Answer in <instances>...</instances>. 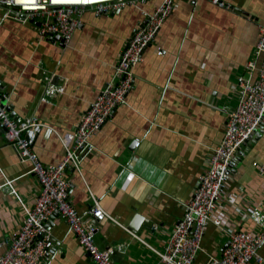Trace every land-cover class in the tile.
Wrapping results in <instances>:
<instances>
[{
	"label": "crops",
	"instance_id": "0c3cea01",
	"mask_svg": "<svg viewBox=\"0 0 264 264\" xmlns=\"http://www.w3.org/2000/svg\"><path fill=\"white\" fill-rule=\"evenodd\" d=\"M223 1L228 7L212 0L178 3L144 50L126 103L94 135L96 150L83 162L82 174L67 168L74 207L86 213L94 196L113 216L98 224L96 242L111 250L116 264L159 263L144 241L165 248L223 137L227 112L238 104L235 81L248 76L247 63L255 58L264 0ZM140 19L132 6L100 15L87 8L70 40L55 42L42 39L37 24L7 18L0 5V92L9 96L14 118L36 117L60 133L76 128L113 77ZM43 72L64 88L46 101ZM34 148L44 164L61 161L65 153L49 129ZM255 161L264 164V125L237 157L215 213L222 226L208 225L194 264L220 256L234 231H259L251 212H264V178ZM31 167L0 127V239L16 235L26 216L23 205L34 206L41 186ZM49 230L53 241L44 264H96L66 218L56 217ZM260 252L263 261L250 264H264V244Z\"/></svg>",
	"mask_w": 264,
	"mask_h": 264
},
{
	"label": "built area",
	"instance_id": "2783aa9c",
	"mask_svg": "<svg viewBox=\"0 0 264 264\" xmlns=\"http://www.w3.org/2000/svg\"><path fill=\"white\" fill-rule=\"evenodd\" d=\"M180 1L160 0L156 6L148 9L145 6L148 0H0L7 18L37 24L42 39L60 36L62 42H68L73 36L81 23L80 13L87 8L94 9L100 15L132 6L141 15L137 28L114 66L113 77L83 112L79 124L72 131L60 133L36 117L15 119L8 109L9 96L0 92V127L8 143L17 150L19 158L32 164L31 172L41 186L34 206L23 205L26 216L16 235L10 240L0 239V264H44L51 242L49 229L52 221L49 223V220L54 212L66 218L91 260L96 264H116L111 250L101 248L96 242L98 224L108 218L114 221L113 216L94 196L93 204L86 213L82 214L74 207L69 199L71 185L67 168L71 167L82 174L83 162L96 150L94 135L111 118L114 110L126 103L134 87L136 67L143 61L144 50L156 42L164 22ZM186 1L193 3L198 0ZM212 1L228 7L223 0ZM158 54L162 55L163 50H159ZM247 68L248 76L240 75L235 81L238 104L227 112L223 137L212 149L209 166L200 174L192 198L185 204V213L172 229L165 248L159 250L133 234L153 250L159 259L158 264H194L202 250L208 225L222 226L221 219L215 213L224 183L237 157L259 135L264 125V23L259 25L255 58L247 63ZM43 73V101L64 92V88L53 81V74ZM44 129L54 132L64 147V156L57 163L44 164L34 148ZM140 145V138H136L135 147ZM253 167L264 178V164L255 161ZM12 183L13 180L6 182L11 186L12 193L17 195ZM251 217L259 231H234L222 254L210 257L205 264L263 261L260 249L264 244V212L257 207L251 212Z\"/></svg>",
	"mask_w": 264,
	"mask_h": 264
},
{
	"label": "water",
	"instance_id": "95a60500",
	"mask_svg": "<svg viewBox=\"0 0 264 264\" xmlns=\"http://www.w3.org/2000/svg\"><path fill=\"white\" fill-rule=\"evenodd\" d=\"M51 40H52V41H55V42H57V41L62 42V41H63V38H60V36H52V37H51ZM8 109L10 110L11 114L13 115V111H12V106H11V105H8ZM59 215H60L59 213L54 212V213L50 216L49 223H51V221H53V220H54L56 217H58ZM51 241H53V240L51 239ZM49 254H50V251H48L46 255L49 256Z\"/></svg>",
	"mask_w": 264,
	"mask_h": 264
}]
</instances>
